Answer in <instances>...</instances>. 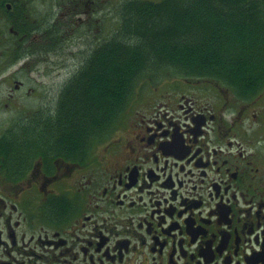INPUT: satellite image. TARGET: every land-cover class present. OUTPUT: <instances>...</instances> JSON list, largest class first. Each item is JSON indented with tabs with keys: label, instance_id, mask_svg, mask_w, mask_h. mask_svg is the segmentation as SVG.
Segmentation results:
<instances>
[{
	"label": "flooded vegetation",
	"instance_id": "af4514ba",
	"mask_svg": "<svg viewBox=\"0 0 264 264\" xmlns=\"http://www.w3.org/2000/svg\"><path fill=\"white\" fill-rule=\"evenodd\" d=\"M125 1L0 0V264H264V88L137 87L116 139L58 140Z\"/></svg>",
	"mask_w": 264,
	"mask_h": 264
},
{
	"label": "trees",
	"instance_id": "16d2710c",
	"mask_svg": "<svg viewBox=\"0 0 264 264\" xmlns=\"http://www.w3.org/2000/svg\"><path fill=\"white\" fill-rule=\"evenodd\" d=\"M122 6L113 38L64 88L73 92L70 102L60 95L63 145L107 138L137 85L161 70L214 78L241 91L264 88V0H130Z\"/></svg>",
	"mask_w": 264,
	"mask_h": 264
},
{
	"label": "rangeland",
	"instance_id": "374dc122",
	"mask_svg": "<svg viewBox=\"0 0 264 264\" xmlns=\"http://www.w3.org/2000/svg\"><path fill=\"white\" fill-rule=\"evenodd\" d=\"M117 1L118 0H109V3L112 6L113 4H116ZM113 16H114V14H111V20H112ZM113 23L114 22L111 21L112 28L109 27L108 25H105V26L102 25V28H101V31H100L101 38L102 37L103 38H108V37H110L112 35L113 31L117 28V25H115ZM76 66L77 65H73L72 64V66H71L72 71L76 72L78 70V69H76ZM158 74H159L158 76H159L160 79L159 78H155L153 76L152 77L149 76L148 77V80H147V78L145 79L148 82H146V81L141 82V84H139L137 87L157 86L154 83H155V81H158V80L159 81H166V82H163V84L169 85V84H179V83H187V82L189 83L190 81L197 82L200 79L198 77L197 78H195V77L188 78V77H182V76H180L178 78L176 75H173V74H170V73H168L166 75H162L163 74V71L162 70L161 71H158ZM162 76H164L166 78L161 79ZM205 81H208V79L206 78ZM70 94H73V92L71 91L69 94H62L61 101L63 100V101H67V102L69 101L70 102V100H69ZM131 110L132 109H130V108H129V110H127V113H126L127 114V117H124V116L122 117V120H123L122 123H124V124L127 123L128 114L131 112ZM111 135H113L112 139H116V137H118V133H115V130H114V132L111 133Z\"/></svg>",
	"mask_w": 264,
	"mask_h": 264
}]
</instances>
